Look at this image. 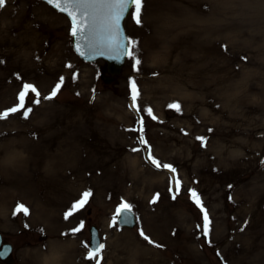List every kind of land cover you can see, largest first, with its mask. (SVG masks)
I'll return each mask as SVG.
<instances>
[{
    "label": "rangeland",
    "instance_id": "rangeland-1",
    "mask_svg": "<svg viewBox=\"0 0 264 264\" xmlns=\"http://www.w3.org/2000/svg\"><path fill=\"white\" fill-rule=\"evenodd\" d=\"M133 10L134 54L106 84L64 15L40 0L0 8V113L25 84L40 93L0 119V233L15 264H264V0H143L139 25ZM122 202L134 229L112 223ZM91 225L105 245L94 259Z\"/></svg>",
    "mask_w": 264,
    "mask_h": 264
},
{
    "label": "snow or ice",
    "instance_id": "snow-or-ice-1",
    "mask_svg": "<svg viewBox=\"0 0 264 264\" xmlns=\"http://www.w3.org/2000/svg\"><path fill=\"white\" fill-rule=\"evenodd\" d=\"M47 3L55 7L61 13L67 14L71 22L70 34L73 37L78 38V46L77 51L80 52L81 55L84 54L80 48V41H83L86 35H91L93 33H100L101 39L97 42L93 43L91 41L86 45L87 47H95L98 50L100 55H104L105 51L110 53H116L117 55L124 56H133L136 42L130 38H125L126 43L122 42V33L120 32V21L123 18L125 12H127L132 6L134 9L132 11V17L134 22L139 25L141 24V13L143 8V0H47ZM5 6V0H0V8ZM140 60H135V65L140 64ZM134 65V67H135ZM63 83V77H61L60 82L57 83L55 88L52 90L49 96L45 97V99H52L57 95L61 85ZM132 88V101L133 107L136 106L137 96L139 95L136 84L133 81L131 83ZM35 93L37 97L40 96V93L35 88V86L30 84H25L23 86V90L18 94L19 104L17 106L12 107L11 109L5 110L3 113H0V119H5L11 113L18 112L21 108H24V100L25 96L28 92ZM34 103H39V100L33 101ZM170 108H174L176 111H180V105L178 103L170 104ZM149 115H152L151 109H147ZM31 109L28 108L24 111V117L27 118ZM153 119L155 117L153 116ZM142 125V122H141ZM134 131H142L141 129H133ZM197 139L203 140L204 138L198 137ZM140 143L145 144L146 141L141 136ZM136 151V149H133ZM148 159L151 163L157 167H163L171 170L173 173L175 169L168 164H161L156 158L151 156L149 151ZM176 184V194L180 191V182L178 180L175 181ZM172 189L170 188V191ZM191 197L196 202L197 206L200 207L203 215H204V226H203V234L205 237L209 235L210 232V220L208 218V214L206 209H204L202 202L200 201L199 195L194 191L190 190ZM92 195L90 191H86L82 194L81 200L75 202L72 205V208L65 213V219H68L69 216L72 215L74 211L83 208L84 205L88 202V198ZM158 198V194L153 198L152 203ZM173 199H175V195H173ZM132 210V206L126 202H122L116 209V215L112 218V223L115 224L117 219L130 213ZM16 211H23L25 215L28 214V210L23 205H17ZM14 211V215L16 214ZM83 223H81L77 228L73 229V232H79L83 228ZM141 236L148 241L149 243H154L148 236H146L143 232L140 233ZM157 247H162L161 245H156ZM104 244H99L95 249H89L88 251V259H94L99 256L100 252L104 249ZM96 264H100L99 259L96 260Z\"/></svg>",
    "mask_w": 264,
    "mask_h": 264
},
{
    "label": "water",
    "instance_id": "water-1",
    "mask_svg": "<svg viewBox=\"0 0 264 264\" xmlns=\"http://www.w3.org/2000/svg\"><path fill=\"white\" fill-rule=\"evenodd\" d=\"M43 1L47 2V0H43ZM128 12H129V10L127 12H125L123 18L120 21V32L122 33L121 39H122V42H124V43H126L125 38H127V37H126L125 31H124L123 22L127 16ZM100 39H101L100 33H93L91 35H86L85 39L83 41H80L81 51L84 52L83 55H81L80 52L77 51V46H78V38L77 37H73V46H74V50H75L76 54L79 57H81L84 61L94 62L97 60H103L106 63V71L110 75V77L104 78V80L106 83H111L112 81H114V77L118 76L121 73V69L125 63L126 56L117 55L116 53H110L107 51H105L104 55H100L98 53V50L95 47H87L86 46L89 41L95 43ZM117 221H118L119 226L127 227V228H133L135 226V223H136L134 214L132 212L120 216L117 219ZM90 234H91L90 248L95 249L100 244L98 231H97L96 227L93 226L90 228ZM11 252H12V246L10 244L3 243L2 237L0 234V259L6 260L8 264H12L14 261H13V259L10 258Z\"/></svg>",
    "mask_w": 264,
    "mask_h": 264
}]
</instances>
